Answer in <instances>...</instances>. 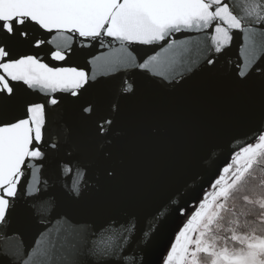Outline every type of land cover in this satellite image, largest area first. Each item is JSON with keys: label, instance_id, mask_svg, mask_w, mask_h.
I'll return each mask as SVG.
<instances>
[{"label": "snow or ice", "instance_id": "snow-or-ice-1", "mask_svg": "<svg viewBox=\"0 0 264 264\" xmlns=\"http://www.w3.org/2000/svg\"><path fill=\"white\" fill-rule=\"evenodd\" d=\"M223 57L229 78L264 90V0H0V264H145L172 216L181 223L159 264H264V180L252 183L264 173V111L238 150L204 145L216 171L202 196L185 181L154 207L97 222L62 211L52 188L78 201L95 175H116V118L134 77L178 84ZM69 103L89 123L84 140L63 127ZM239 191L252 195L237 211Z\"/></svg>", "mask_w": 264, "mask_h": 264}, {"label": "water", "instance_id": "water-1", "mask_svg": "<svg viewBox=\"0 0 264 264\" xmlns=\"http://www.w3.org/2000/svg\"><path fill=\"white\" fill-rule=\"evenodd\" d=\"M100 51L105 49L97 45L94 54ZM226 59L220 58L212 71L206 65L194 69L178 84L134 77L138 79L136 94L122 102V111L116 118L115 130L119 134L112 146L116 175L110 179L102 172L95 175L78 201L52 185L61 210L99 222L154 207L185 181L201 196L211 191L207 181L215 178L216 165L208 169L207 163L202 164L204 145L212 141L238 150L246 142L241 133L264 111V90L259 79L237 84L226 74ZM71 62L83 66L86 58L78 53ZM86 70L91 72V65ZM94 99L106 108L103 89L96 90ZM63 127L71 130L73 141L88 136L89 123L75 115L70 103L65 105ZM234 136L236 140H232ZM216 156L221 168L231 158L227 148L218 149ZM193 175L194 181L190 179ZM196 204L195 200L188 201L193 210ZM180 223L177 216H172L155 233L145 252V264H159Z\"/></svg>", "mask_w": 264, "mask_h": 264}, {"label": "trees", "instance_id": "trees-1", "mask_svg": "<svg viewBox=\"0 0 264 264\" xmlns=\"http://www.w3.org/2000/svg\"><path fill=\"white\" fill-rule=\"evenodd\" d=\"M257 179L255 181H253L252 183L254 184H259L262 180H264V173L261 172H257ZM244 195H252L251 192H246V191H239L235 193V203L237 205V211H239L242 207L245 206V201L243 200V196ZM247 207H252L251 205H247ZM257 211L259 210L258 207L256 209Z\"/></svg>", "mask_w": 264, "mask_h": 264}]
</instances>
